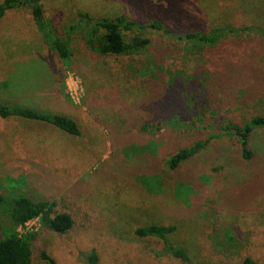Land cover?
I'll use <instances>...</instances> for the list:
<instances>
[{
    "label": "rangeland",
    "instance_id": "1",
    "mask_svg": "<svg viewBox=\"0 0 264 264\" xmlns=\"http://www.w3.org/2000/svg\"><path fill=\"white\" fill-rule=\"evenodd\" d=\"M42 7L41 24L29 3L0 20V102L68 115L81 135L0 116V193L7 201L38 193L75 224L64 235L40 219L16 227L6 203L0 239L31 238L32 264H48L42 252L56 264H86L93 250L99 264H264L263 157L245 163L239 142L222 131L177 170L168 166L176 151L227 124L264 116V38L241 33L208 48L136 30L126 39L149 38L147 48L103 56L91 47L95 27L71 29L79 13L161 20L178 31L264 27V0H44ZM56 39L69 59L58 57ZM69 78L78 81L74 93ZM150 224L177 227L169 242L187 248L190 263L158 256L160 240L135 236Z\"/></svg>",
    "mask_w": 264,
    "mask_h": 264
},
{
    "label": "trees",
    "instance_id": "2",
    "mask_svg": "<svg viewBox=\"0 0 264 264\" xmlns=\"http://www.w3.org/2000/svg\"><path fill=\"white\" fill-rule=\"evenodd\" d=\"M27 1V2H26ZM44 0H5L0 4V20L5 18L8 12L23 7L24 3L32 5V16L36 23L41 24L44 19L42 3ZM24 2V3H23ZM93 26L96 28L97 37L93 39L91 47L103 56H123L136 53L147 48L151 44L149 38L133 37L127 40L128 33L134 31L152 30L160 32L171 40L200 44L209 47L221 45L227 38L241 33L256 34L264 38V27L257 23H250L243 27L222 26L211 31H178L166 25L161 20H154L149 23H140L130 19L127 15H120L115 18H95L86 13L78 14V23L71 29L77 27ZM90 44V43H89ZM53 48L60 60L70 58L67 44L61 39L53 42ZM172 88V87H171ZM170 89V88H169ZM0 116L7 118H20L32 122H39L55 127L68 135L79 137L80 127L75 119L65 114L51 113L23 105H9L0 102ZM225 132L233 136L239 142L241 160L245 163H255L263 157L264 162V116L253 117L242 124H227L221 129V133L212 136L204 141H198L189 147L179 149L168 160L171 170H177L181 165L201 154L207 149L212 139L221 138ZM0 193V207L9 204L11 219L16 227L24 226L27 223L40 219L48 231L64 235L70 232L75 224L74 216L64 209L59 211L57 203H51L35 193L33 195H17L5 200ZM177 231L175 226H161L150 224L136 229L135 236L139 238H155L160 240L164 249L157 253L170 255L184 263H190L189 250L183 246H175L169 242V237ZM31 238H23L14 233L0 239V264H32L33 251L30 244ZM41 257L48 264H56L55 260L47 253L42 252ZM86 264H99V257L96 250H93L85 259ZM217 264V263H204ZM242 264H263L251 258H246Z\"/></svg>",
    "mask_w": 264,
    "mask_h": 264
},
{
    "label": "clouds",
    "instance_id": "3",
    "mask_svg": "<svg viewBox=\"0 0 264 264\" xmlns=\"http://www.w3.org/2000/svg\"><path fill=\"white\" fill-rule=\"evenodd\" d=\"M67 83V87L71 92H75L76 87L78 85V81H74L72 78H69V80L66 82Z\"/></svg>",
    "mask_w": 264,
    "mask_h": 264
}]
</instances>
